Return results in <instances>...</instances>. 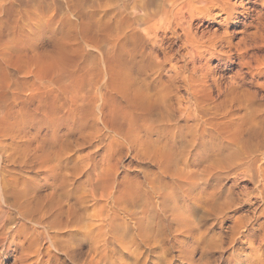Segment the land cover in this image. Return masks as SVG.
<instances>
[{
    "label": "rangeland",
    "instance_id": "1",
    "mask_svg": "<svg viewBox=\"0 0 264 264\" xmlns=\"http://www.w3.org/2000/svg\"><path fill=\"white\" fill-rule=\"evenodd\" d=\"M210 1L96 0V18L116 24L128 15L133 22L131 37L117 46L121 63L111 74L101 69L102 56L84 47L59 73L39 79L20 53L24 41L0 25V264H88L98 257L92 237L99 244L106 240V252L118 263L228 264L232 245L246 246L231 239L260 205L246 203L254 185L241 152L245 122L264 115V0ZM91 3L76 16L67 13L75 32L68 23L52 34L44 26V47L51 50L59 36L77 38L76 22L88 17ZM43 6L40 0L32 7L15 1L12 15ZM135 89L146 92L149 108L128 103L125 94ZM89 108L93 114H86ZM195 126L199 168L209 175L193 189L165 170L159 153L171 149L179 162L191 150L185 138ZM91 164L94 173H107L105 185L92 186ZM65 174L67 182L59 185ZM137 198L152 201L153 221L175 213L191 219V229L160 226L158 244L142 240L126 214ZM121 217L131 228L117 238L125 228ZM257 217L255 247L264 242V216ZM102 218L112 227L98 230ZM47 234L54 244L51 260ZM117 240L132 242L128 251Z\"/></svg>",
    "mask_w": 264,
    "mask_h": 264
},
{
    "label": "bare ground",
    "instance_id": "2",
    "mask_svg": "<svg viewBox=\"0 0 264 264\" xmlns=\"http://www.w3.org/2000/svg\"><path fill=\"white\" fill-rule=\"evenodd\" d=\"M15 1L19 3L21 2V0H0V25H3L4 27H6L8 31H11V34L14 36L15 39L16 38L18 40L22 39L24 41L23 46L20 48L21 50L20 53H22V57L24 56L25 59L28 60V62L26 63L30 64V66L32 67L31 70L35 73V75L36 74H38L39 76L41 75L40 77H38L39 79H42L43 76H48L51 73H57V72L59 73L60 70H62V67L64 66L65 63L70 64L74 62V57L80 55L81 53H83L84 50H86V49L83 50L84 47L94 48L102 56V60H100L101 65H102V68H101L102 70H108V72H110L111 74V72L117 66L118 67L120 66L121 62H118L117 60L118 54L120 53L119 51H117V46L121 47L122 41H123L122 39L123 38L128 39L132 35L131 34L132 32H130L132 28V24H133L130 18L131 16L127 15V17H125L124 20H122L121 22L117 23L116 21V24H108L106 20L104 19L103 15H102V18L95 17L96 10H94V7L97 5L95 4L96 0H40L46 6L45 9H44V6L42 7L43 8L42 11L36 10L35 8L32 10L28 9V10H22V11L18 9L19 14L14 11L16 14H18L15 16V15H12ZM24 1L28 3L30 7L33 6L34 0H24ZM54 1L59 5V12L57 9L58 14H55V10H56L54 8L55 6L52 8V5H55ZM87 1H92L91 6L93 7V9L88 8L89 10H91L89 14L86 13L88 17L85 19L83 18L84 20L79 19L80 22L78 21L76 22L78 26V30H76L77 38L73 40L74 42L70 41V38L69 39L60 38L59 36V39L56 40L53 48L51 50H49L50 48L46 49L44 47V44L42 43L43 41H41V33L44 32V26L49 28L50 33L56 32V29L58 28V26L63 27V26H66L67 23H68V26L71 28L73 23L68 17H66L67 13L71 14L72 16L74 15L76 16L78 13L79 14L82 13L79 11L85 5V3H87ZM211 1L213 2L215 0H211ZM226 1L227 0H224L223 2H226ZM50 7L54 9V12L52 13L48 12V9ZM52 9L50 10V12L52 11ZM223 9L226 10V7H223ZM103 12H105V8L103 9ZM118 12H120V10ZM100 14L102 13H100L99 11V15ZM71 19L73 18L71 17ZM19 22L20 23L23 22L24 25L19 24ZM23 27L25 29H23ZM70 28L68 29L70 30ZM71 29L73 30V28ZM92 29H94V31L96 32L95 35H93L91 32L88 33L89 30H92ZM40 30L42 32H40ZM60 30L63 33L62 28H60ZM69 30H67V32ZM71 32H75V31L73 30ZM43 34L45 35V33ZM72 34L75 35V33H72ZM55 37L57 38L58 36H55ZM106 45L109 47H112V49L109 50V48H106ZM20 62H23L22 59L20 60ZM19 66L20 65L18 64L17 67ZM102 72L103 71H101V74ZM74 81L78 82L75 80V78H74ZM29 82H28V85H29ZM39 83L42 84V86L44 87H47V86L50 87V85H52L49 82L39 81ZM98 83L99 85L101 84L100 79L97 81V84ZM125 97L128 103L134 108L138 107V108L146 109V108H149V106L151 105L150 99L148 98V95L146 94V92L140 89L132 90L129 94H125ZM85 110L87 111L88 109H85ZM87 112L86 114H89V115L93 114V110H90V108H89V111ZM84 119H86V117H84ZM197 128L198 126H195L192 130L189 129V132H188L189 138H185V140L187 139L185 142L187 143V146H190L191 150L188 151L186 154H184L179 162H176V157L174 156V153L171 151V149H168L169 151H166V152L160 151L159 153L161 164L165 168V170L167 171V169H171L170 171L171 175L177 176L180 179V181L183 183L184 187L193 188V189L198 188L199 183L205 180L209 175L208 169L205 170V168L204 169L199 168L200 166H202L203 162H201V157L198 152ZM244 128H245L244 129L245 135L242 141V152H241L242 164L244 166V171H245V176H246L247 181L254 185L253 193L252 192L247 193L248 197L246 196L247 197L246 203L248 204V206H251L252 204H255L256 202L259 201L260 205L258 206L257 204L258 207L255 208V213H254L255 217L252 219L246 218L247 220L244 222L243 230L237 233L231 239V243L236 242V240L238 239L239 242H241V244L245 243L246 246L245 247H242V246L234 247V245H232L228 253V257H229L228 264H264V247L262 248V246H264V242L259 243V246H256V247L255 245L253 246V242L256 241V238L259 236L256 235L254 228L252 226V221L256 220V218H258L257 216L261 214L262 216H264V115L248 119L245 122ZM42 130H43V126L38 127L36 130L37 143L39 147L43 145L42 140L44 139V136H45V133L44 134L41 133ZM50 134L53 135L55 133L53 130H51ZM87 136H89L88 138L92 136L94 137V135L91 136V133L86 135V137ZM91 168H92V176H93L92 180L94 181L92 186L94 188H97V187L105 185L106 179L104 177L105 175H107V173H104V174H102L101 172L94 173L95 168H96L95 164H91ZM53 177L55 179V175H53ZM67 177L68 176L66 174L61 176L59 185L66 183ZM52 184L55 185L56 183L52 182ZM193 189H190V190H193ZM204 189L205 187H202V190ZM250 196L251 198L254 197L255 201H252L250 199ZM130 201L132 204L130 206L131 209H126V214L128 215V219L131 221V224L138 225V227L141 229L140 238L142 240L149 241L152 244H158L157 239H160L159 237L160 226H162L164 230H166V227H168L167 231H171V232L181 231L184 233H188L189 230L191 229V226H192L191 219H188L187 217L177 216L175 213L173 214L170 213L169 215H167V219L165 215L161 216V214H159L156 216L155 221H153L149 213L150 211L149 207L152 201L148 199L137 198V199H133ZM23 207L25 208V210H27L25 206ZM151 207H154V206H151ZM32 220H33L32 224L37 225L41 223L42 216L38 218L33 217ZM100 220L97 221L98 230L103 229L105 226L112 227V224L109 222V220L103 219V218ZM118 220H119L118 223L124 225L125 228H123L122 230L118 232L117 238H123L129 233V228H131V226L128 225L127 221H125V219L122 217L118 218ZM259 226H262L261 223L259 224ZM46 238H47L48 244L45 247V253L48 255V258L51 260V258L53 257L52 248H54V244L52 243V240L49 234L46 235ZM92 238H93V243H94L93 245L94 253L97 254L98 257L96 260L91 259V261H89L88 264H138L136 263V261L132 262V260L122 261L119 263L116 261L113 262L109 254L106 252V247H107L106 240L103 241L102 244H99L98 240H96L94 237ZM131 243L132 242L123 243L122 241L117 240V244L126 251H128L127 248H129ZM187 256H190V255L187 254ZM186 259H189V258H186Z\"/></svg>",
    "mask_w": 264,
    "mask_h": 264
}]
</instances>
